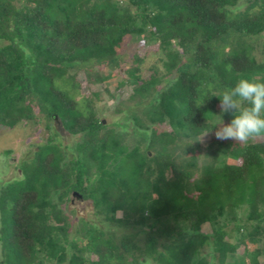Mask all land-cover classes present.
<instances>
[{
    "label": "trees",
    "instance_id": "16d2710c",
    "mask_svg": "<svg viewBox=\"0 0 264 264\" xmlns=\"http://www.w3.org/2000/svg\"><path fill=\"white\" fill-rule=\"evenodd\" d=\"M152 41L164 74L144 75ZM244 77L264 82V0H0V127L53 132L0 187V264H264V137L199 140ZM102 95L146 136L105 124ZM74 192L139 230L74 229Z\"/></svg>",
    "mask_w": 264,
    "mask_h": 264
},
{
    "label": "rangeland",
    "instance_id": "374dc122",
    "mask_svg": "<svg viewBox=\"0 0 264 264\" xmlns=\"http://www.w3.org/2000/svg\"><path fill=\"white\" fill-rule=\"evenodd\" d=\"M243 3V2H242ZM245 4V3H244ZM146 38V37H145ZM145 39H139V43L133 40H127L124 49L121 51L123 62L128 66L131 62L133 53L135 52L138 44L143 45ZM153 42V41H152ZM150 44L148 56L143 66L144 75L150 73L149 68L155 67L163 72L162 63L159 61L160 53L156 51L155 41ZM164 74V72H163ZM169 78L164 77V84L168 82ZM84 90L89 93L90 89L84 85ZM105 94V93H103ZM114 101L107 99L105 95H102L101 100L98 103L99 116L104 120L105 124L114 126L118 130H123L129 133L130 137L140 138L145 137L146 132L139 130L132 119L128 118V113L132 110V107H122L120 111H117L114 107ZM38 124L34 125H18L15 128L0 127V187L5 182L17 178L20 176L19 165L24 159L31 158L34 155L36 146L39 143L47 141V136L52 134V130L46 128V124L42 121V115L37 113ZM54 129L59 131L61 138L58 140L65 148L75 151V144L81 138L80 135L71 136L63 128L61 123L56 120L53 123ZM132 138H129L131 140ZM134 139H132L133 141ZM10 151V152H9ZM72 153V154H73ZM229 162H236L235 159L229 158ZM66 212L70 216V220L73 223L74 229L78 225L81 218H85L92 223L98 224L104 230L111 232L112 234L119 236L123 232H137L139 227L130 226L128 228H121L116 224H112L105 221L103 216L97 215L91 200L83 199L79 195L73 194L68 204ZM245 216L242 215L238 223H246ZM1 225V221H0ZM235 224L230 225V229H233ZM209 230V229H208ZM207 230V231H208ZM146 236L145 231L140 234V239L144 240ZM205 251H208L205 248ZM0 259H2V249L0 244ZM146 264H156L151 259H148Z\"/></svg>",
    "mask_w": 264,
    "mask_h": 264
},
{
    "label": "clouds",
    "instance_id": "9594fccd",
    "mask_svg": "<svg viewBox=\"0 0 264 264\" xmlns=\"http://www.w3.org/2000/svg\"><path fill=\"white\" fill-rule=\"evenodd\" d=\"M213 96L220 100V118L199 140L202 141L213 128L214 136L218 140L247 144L264 137V82L247 77L240 78L234 86ZM224 113L233 115L228 124L223 122Z\"/></svg>",
    "mask_w": 264,
    "mask_h": 264
},
{
    "label": "water",
    "instance_id": "95a60500",
    "mask_svg": "<svg viewBox=\"0 0 264 264\" xmlns=\"http://www.w3.org/2000/svg\"><path fill=\"white\" fill-rule=\"evenodd\" d=\"M74 194H76V195H79L78 193H76V192H74ZM81 198H82V196L81 195H79Z\"/></svg>",
    "mask_w": 264,
    "mask_h": 264
}]
</instances>
